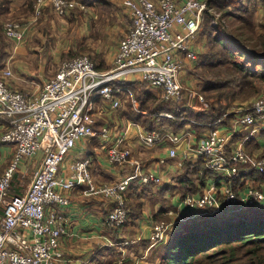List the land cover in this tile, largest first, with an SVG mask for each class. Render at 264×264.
<instances>
[{
    "label": "built area",
    "instance_id": "obj_1",
    "mask_svg": "<svg viewBox=\"0 0 264 264\" xmlns=\"http://www.w3.org/2000/svg\"><path fill=\"white\" fill-rule=\"evenodd\" d=\"M121 1L131 22L117 44L113 65L108 70L96 69L87 55H80L62 61L54 76L31 95L10 86V70L0 73V114L11 118L10 127L0 134V142L14 149L8 167L0 175V264H59L66 260L61 241L66 232V218L59 212L69 203L66 191L81 187L84 196H101L111 201L112 209L102 223L114 228L122 226L128 218L126 194L131 183L163 184L159 176L131 156L128 148L121 147L124 137L131 129H139L140 124L118 117L119 93L129 94L136 113L144 112L139 110V101L126 87L114 83L138 80L159 90L162 102L179 103L184 93L180 77L182 56L189 61L197 60L192 42L205 13L212 16L216 25L220 19L213 14L209 0ZM46 5L59 16L68 15L73 9L87 10V5L80 0H35L27 21L8 19L4 23L3 32L15 47L24 43L29 25L37 20ZM189 96L207 106L198 91H191ZM103 114L109 115L116 129L121 124V135H115L107 148L106 160L116 166L127 165L130 170L114 182L96 184L90 172V159L77 158L73 151L78 142L94 135V124ZM172 117L169 112H157L154 114L157 127L139 133L143 147L166 142L167 157L171 159L176 157L184 135L162 130L158 125ZM225 119L237 128H251L258 135L264 132V94L248 106L226 111L203 139L191 147L198 156H205L206 166L223 175L226 181L239 177L243 169L264 174V154L254 159L249 157L243 144L233 141L234 126L230 128ZM66 157L72 158L66 161ZM34 158L40 162L27 191L9 195L8 189L21 161ZM164 162L160 159V163ZM226 181L208 182L202 193L180 199L179 205L204 216L264 204V186L250 182L246 189L236 191ZM185 219L178 217L175 221ZM169 225L159 222L153 226L147 250L164 240ZM127 242L124 238L120 244ZM146 255L145 251L138 257L127 258L122 253L114 264H142Z\"/></svg>",
    "mask_w": 264,
    "mask_h": 264
},
{
    "label": "trees",
    "instance_id": "obj_2",
    "mask_svg": "<svg viewBox=\"0 0 264 264\" xmlns=\"http://www.w3.org/2000/svg\"><path fill=\"white\" fill-rule=\"evenodd\" d=\"M82 1L88 6L93 4V0ZM251 1L253 0H209L210 8L220 14V22L217 25H212L210 16L204 14L201 23L207 41L203 52L198 55L195 72L200 70L197 74L199 92L209 103V108L205 112H194L192 109L181 107L178 103L162 102L157 104L158 97L150 90H145V84L129 83L126 85L117 82L114 85L126 87L140 102V109L147 111V117L156 112H170L173 118H166L161 122L167 123L172 132L182 129L187 123L184 120L186 118L200 122L210 130L211 125L223 115L229 104L234 102L230 98L235 100L240 96L250 97L260 91L259 84L264 86V24H261V29L257 30L253 17L248 16ZM260 1L264 3V0ZM34 2L35 0H26L28 11L31 10ZM101 2L104 1L101 0ZM4 4L7 12V0ZM107 5L109 4L107 3ZM52 13L55 15L52 7L47 5L41 10L38 19L40 20L44 14L52 16ZM71 13L78 15H74V18L81 17L78 9H73ZM225 16L237 17L244 24L243 28H246L250 34L247 31L246 35L231 33L224 26L222 18ZM2 32L0 26V68L9 55L7 37H4L5 34ZM122 93L127 98V109L123 113V117L131 119L133 122H139L142 116L132 110L129 94ZM145 127L148 130L154 128L152 124H147ZM216 175L215 171L206 166V157L201 156L194 163L185 162L183 164L177 176L178 185L176 188L168 185L161 191H157L152 182L147 186L149 190L155 191L158 200L165 201L166 194L173 189H176L180 199H183L186 196L199 193ZM245 176V174H241L239 177L223 181L228 182L236 191L246 189L249 185L248 180H253L257 185L264 183V174L258 171H252ZM137 190V187L131 183L128 187V197L138 199L140 193ZM126 204L128 208L133 207L129 200L126 201ZM163 212L162 208L159 209L153 214V220L159 223ZM164 216L169 219V216ZM118 228L120 226L113 228L114 243L106 244L102 246L103 248L100 247L92 258V264H114L115 258L123 253L119 244L124 237L120 235ZM170 228L169 226L168 229ZM148 245L147 241L142 243L145 250ZM163 246L165 249L160 253L159 258H154L153 253L159 252ZM129 247L126 245V254L129 253ZM151 249L152 262L150 264H264V204L249 208L239 207L236 213L220 218L215 217L212 213L182 221L173 225L166 240L164 238L163 241L156 242Z\"/></svg>",
    "mask_w": 264,
    "mask_h": 264
},
{
    "label": "crops",
    "instance_id": "obj_3",
    "mask_svg": "<svg viewBox=\"0 0 264 264\" xmlns=\"http://www.w3.org/2000/svg\"><path fill=\"white\" fill-rule=\"evenodd\" d=\"M7 1H8L7 4L8 9L6 12L7 15L12 9L11 6L18 8V6L20 5L23 6V4L26 3V0H23L22 3H19L18 6H14L12 4H16L15 0H7ZM32 9H33V5H32ZM32 9L30 10V12L29 11L27 12V15L24 14V16L29 15V17H25L26 19L23 17L25 21L31 18ZM81 17L77 19H81ZM9 19L17 20L15 18H9ZM72 19H74V17L65 16L59 18L58 16L53 15V13L52 16L44 14L42 17H40V20L39 19L35 20L33 22L34 24L33 23L31 24V26L33 25V27H31L27 40L24 41V44L22 43L15 47L14 43L10 39L6 38L9 47V55L6 58L2 67L0 68V73L5 69L10 70L11 75L8 80L10 86L13 89L31 95L38 92L42 87L43 83L54 76L57 70H55L54 73H51L50 71H48V69H46V67H48L49 64H52V61L50 62V59L51 57H54L53 50L58 49V45L56 44V38L53 35V32L55 30L54 27L56 28L58 27L59 29L64 28L65 37L66 39H69L68 36L66 35L69 32L66 24L69 20ZM59 22H63L64 24V25L61 24L62 26L61 28L59 27ZM45 39H47L48 42H50L49 45L45 43L46 42ZM204 46H205V42L203 40L202 43L201 42L197 43L196 41L192 42V48L196 52V54L203 52ZM181 60L183 63V69H182L183 71H181L180 77L182 78V74L184 75L185 73L184 67H186L187 65L195 66L197 65V63H193L192 61L183 58V56ZM30 66H32L33 68L30 69ZM129 83L143 84L141 81L138 80L129 81ZM182 84L184 86V91H183L184 93L182 99L178 104H180V106L183 108L192 109L194 112L197 111L205 112L209 108V103L205 100L207 106H203V104L197 98L193 96H189V93H191V91H193L194 88H190L191 86L186 83L184 84L183 81ZM146 89L156 94V96L158 97L157 104L162 103V100L160 99L159 90L147 87L145 85V90ZM122 95H123L122 92L119 93L121 99L125 98L124 95L123 96ZM125 99L127 100V98ZM139 106H140V102H139ZM125 110L126 109L122 107L121 104L118 117L123 120L132 121L131 119L123 117V113L125 112ZM132 110H134L133 106H132ZM139 110H141L140 107ZM141 111H143L144 114H139L142 116L141 120L137 122L138 124H140L139 129H137L136 127L131 129L130 133L124 137V142L121 145V147L128 148L131 151L132 157L139 159L147 169L152 170L157 176H159L162 179L163 184H161L160 186L159 185L155 186V189L157 191H161L168 185H171L174 188H176V186L178 185L177 176L179 175L180 170L183 167V164L185 162L194 163L200 158V156H198L191 147H195L198 144V142H200L203 139V137L207 134L208 129L205 128L204 125H202V123L200 122H194L188 118L184 119L185 121H187V123H185L183 128L177 132V133H181L184 136L182 137V140L178 145L176 157L171 159L167 157L168 144L166 142L157 144L151 148H146L142 146L139 138V133H142V130L149 131L145 127L147 124H152L154 128L157 127V125L154 119L155 113L149 115L150 117H147L146 114L147 111L146 110H141ZM146 118H148V121H146ZM10 119H11L10 117L0 114V134L6 131L10 127ZM224 123L229 124L228 126L230 128L234 126L232 122H230V120L225 119ZM163 124L168 125L167 123H163ZM160 125H162V122L158 125V127H160L162 130L165 131H172L171 128L168 129L163 126L164 127L163 129ZM120 129H121V124L119 125V128L116 129V127H114L113 124L110 122L109 115L103 114L97 118L94 124V135L89 139L78 142L73 151L75 157L77 158L88 157L90 159L91 161L90 172L96 184L114 182L120 179V177L128 173L130 170L129 166L127 165H125L127 168H124L120 165L118 166L112 165L106 160L107 148L111 145L112 141H114L115 135H121ZM233 129L235 130L233 141L241 142L245 147L249 157L254 159L255 157L264 154V132L258 135V133H256L251 128H240V127L237 128L236 126H234ZM116 132H118V134ZM13 150L14 149L12 145L8 143L0 142V175L8 167L11 161V157L13 155ZM184 155H187V157H184ZM160 159H164L165 162L160 163ZM39 162H40L39 158L21 161L18 170L13 175L12 182L9 187L10 191L11 188H15L14 191H16L17 194L20 195L24 194L29 188L30 181L32 179L34 172L37 170L39 166ZM179 163H182L181 167L178 166ZM30 169L31 172L27 176L24 175ZM250 172L252 171L246 172L244 169L242 170V174H245L246 176ZM21 175H24L26 177L24 178V181H22L23 183L18 188L17 178L21 177ZM224 179L225 177L223 175L217 174L216 177L210 180L209 182L216 180L218 183H221ZM250 182L257 185L253 180H248V184ZM132 184H134L137 187L138 189L137 192L140 193V197H138V199L135 197L129 198L128 194H126V201L129 200L130 204L133 206L135 205L140 208L142 207V213L136 215V213L133 212L135 213L136 221L132 220V218L130 217L122 226H120V228H118L120 235L122 237H126V239L128 240L127 242L128 245L130 247H133L134 252L137 251L136 249H139L138 250L139 252L137 253L131 251L133 249L129 250V253L131 252L134 254L128 255L125 253L127 250L126 245L122 244V248H121L122 252L124 256L126 255L128 258L138 257L140 254L144 253L145 251L148 253V250H145L142 247V243L144 241L149 242L148 240L149 234L153 229V226H155V224L158 223L153 220L152 214L149 216L146 214L147 209H144L146 207V206L144 207L146 203L144 205L140 203L143 202L144 199H147L146 195H149L150 197V201H149L150 203L149 204L147 203L148 205L146 207L149 209V213H153V211L154 213H156L159 209L162 208L164 210L163 215L169 216L170 227H173V225L182 222V221H175L178 217L186 218L183 221L200 217L196 215L195 209H191L179 205L180 197L176 189H173L166 194L165 196L166 198L164 201L165 203L162 204L157 200L156 202L151 201L152 200L151 198H153V196L154 198H156V194L154 190H149L147 185L138 184L137 181H134ZM257 186H264V183ZM9 189H8L9 195L12 196L16 195L13 194V192L10 193ZM204 189L205 188L201 189L199 193H196L194 195H198L202 193ZM65 194L69 199V203L66 206H62L59 209V212H61V215H63L66 218V224H65L66 232L61 236L62 246L66 260L60 262L59 264H72V263L92 264L93 262L92 258L95 252L100 247L109 244V242L111 241L113 242V239L111 238L114 233L113 228L106 227L102 223L104 217L112 209L113 203L101 196H84L81 193V187H76L72 190L66 191ZM174 199L177 200V204H175ZM237 208L239 207L232 209L233 211L226 209L221 214L213 213V215L217 218L218 217L220 218L223 217L224 215L236 213ZM150 210L152 212H150ZM0 214H1V208H0ZM151 250L149 251V253L151 252ZM142 261H143L142 264L147 263L146 262L148 261L147 255L144 257Z\"/></svg>",
    "mask_w": 264,
    "mask_h": 264
},
{
    "label": "rangeland",
    "instance_id": "obj_4",
    "mask_svg": "<svg viewBox=\"0 0 264 264\" xmlns=\"http://www.w3.org/2000/svg\"><path fill=\"white\" fill-rule=\"evenodd\" d=\"M22 1L23 0H15L16 4H12V5L18 6L19 3H22ZM103 1L104 2L102 3L101 0H93L92 6H89V7L87 6L86 11H80L79 14H81V16H82L81 19H77V17H76V18L69 20L67 22L66 25H67L69 32L66 35L68 36L69 39H66V37H65V29L64 28H62L63 29L62 30V29H59L58 27L57 28L54 27L55 30L53 32V35L56 38V44L58 45V49L53 50V53H54L53 56L54 57H51V59H50V62L52 61V64H49L48 67H46V69H48V71H50L51 73H54L55 70L58 69V67L62 61H65V60L67 61L69 59L75 58V57L80 56V55H87L93 61L96 69H98V70L106 71L112 67L115 50L117 48V44H118L119 40L127 33L131 21H130L129 15L126 12V9L124 8L121 0H103ZM0 2H2V4H0V26H1L2 31H3L4 23L9 18H15L17 20L19 19V21H20L21 19H23V17L24 18L29 17V15L24 16V14L27 15V12H28V8H27L26 3L23 4V6L22 5L18 6V8L11 6L12 9L10 10L9 14L7 15L5 8H4L5 0H0ZM107 3L109 5H107ZM7 4H8V1H7ZM31 9H32V7H31ZM213 11H214V13H213ZM213 11H212L213 14L220 16V14L216 12V10L213 9ZM205 14H207V13H205ZM55 15L58 16L59 18L65 17V16L66 17L67 16L73 17L74 15L78 16L74 13H70V14L65 15V16H59L56 13H55ZM207 15L210 16L209 17L210 23L212 25H216L213 23L212 16L210 14H207ZM248 16L253 17V20H254L255 24L257 25V30H260L261 29L260 25L264 24V3L260 0L251 1V3L249 4ZM207 18H205V19H207ZM222 19L224 21L223 22L224 26L226 28H228L229 31H231V33H234L237 35H246V31L249 32L246 28H243L244 24L237 17H234V16L233 17H226L225 16ZM21 22H25V20L23 19V20H21ZM61 24H63V22H59L60 28L62 27ZM29 26H30V28H29V31H30L31 27H33V25L32 26L29 25ZM203 30H204L203 26H201L200 29L198 30L197 37L195 36L196 39L194 38V41H196L197 43H200V42L202 43V40L204 42L207 41V37L204 34ZM29 31L27 33L25 40H27V37L29 35ZM2 33L4 34V32H2ZM249 34H250V32H249ZM4 37H5V35H4ZM42 40H44V39H42ZM45 41H46L45 43H47L48 45L50 44V42H48L47 39H45ZM196 55L198 58L199 54H196ZM192 62L197 63V60L192 61ZM32 68L33 67L30 66V69H32ZM184 70H185L184 71L185 73H184V75L182 74V78H181L182 80L181 81H183L184 84L185 83L189 84L191 86L190 88H194L193 90L199 92L200 87L198 85L197 74L199 73L200 70H198V72H195L196 71V65L195 66L187 65L186 67H184ZM30 71H32V70H30ZM42 78H44V77H42ZM124 83L126 85H129V81H125ZM259 89H260V91L257 94L251 95L250 97L249 96H240L235 100H232L230 98V100L234 101V102L230 103L228 109H226L225 111L231 110L232 108L236 109L240 106L250 105L251 102L255 98L264 94L263 84H259ZM126 103H127V100L125 98H122L121 104H122V107H124L125 109H127ZM115 115H117V114H115ZM189 118H191V117H189ZM160 126L163 129H164V127L170 129V127L168 125L163 124V123ZM222 129H224V127ZM71 158L72 157H66V161L71 159ZM65 164H67V163H65ZM120 166L127 168L125 165H120ZM30 172H31V169L24 175L27 176ZM24 175H21V177L17 178V187L18 188L23 183L22 181H24V178L26 177ZM14 189L15 188H11V191L9 189V192L10 193L13 192V194L20 195V194H17L16 191H14ZM146 196H147V199H144L143 202H140L143 205L146 203V205H144V207L145 206L147 207V205L150 203L149 202L150 201L149 195H146ZM151 199H152L151 200L152 202H154V201L156 202V200H157L158 202H161L162 204L165 203L164 201H160V200L154 198V196ZM138 201H140V200H138ZM174 202H175V204H177L176 199H174ZM146 207L144 208V209H147L146 214L148 216L151 214L153 215L154 211H153V213H149V209ZM129 209L130 210L128 213V218L131 217L132 220L136 221L135 213H136V215L141 214L142 213V207L139 208L138 206L134 205L133 207H131ZM133 212H135V213H133ZM150 212H152V211L150 210ZM161 216L159 219L160 222L161 221L165 222V223L170 222V219H167V217H165L164 215H161ZM128 218H127V220H128ZM171 229H172V227L170 229H168L169 231H168L167 236L165 237V240L169 237V235L171 233ZM111 238H113V236ZM124 238H126V237H124ZM125 245H128V243ZM119 246H120V248H122V244H119ZM153 247H154V245H152L148 249V253H147V260L148 261H146L147 262L146 264H150V262H152L151 257L149 259V256H150L149 251ZM131 249H133V247H129V250H131ZM164 249H165V247L163 246L162 248L159 249V252H156V253L154 252L153 253L154 258L158 259L160 253L163 252ZM136 250H137L136 252H134V249L131 251H133L134 253L139 252L138 251L139 249H136ZM134 253L130 252V253H128V255L134 254ZM125 257H127V256L125 255ZM116 258H118V257H116Z\"/></svg>",
    "mask_w": 264,
    "mask_h": 264
}]
</instances>
